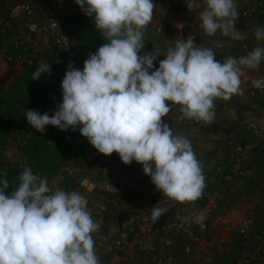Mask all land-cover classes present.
Instances as JSON below:
<instances>
[{
  "label": "clouds",
  "instance_id": "obj_1",
  "mask_svg": "<svg viewBox=\"0 0 264 264\" xmlns=\"http://www.w3.org/2000/svg\"><path fill=\"white\" fill-rule=\"evenodd\" d=\"M202 2L199 18L208 36L219 32L232 40L244 38L236 30V0ZM74 3L85 16L94 18L106 42L85 60L82 70L68 66L57 110L52 115L28 110V124L41 133L47 126L64 132L79 127L99 153H117L125 165H142L144 174L169 200L197 201L205 188L202 164L191 141L174 134L163 118L173 105H179L184 118L212 122L214 101L243 94L245 70L260 66L264 47L220 62L212 47L199 46L189 36L176 40L154 68L161 55L154 51L140 55L154 0ZM184 3L190 12L198 7V0ZM176 27L182 30L184 24ZM254 35L264 41V26H258ZM50 72V64L41 61L32 80ZM252 84L264 90V78ZM19 181L8 194V181L0 179V264H100L93 237L100 225L88 209L86 196L75 190L53 191L46 178L27 166ZM165 211L152 206V219ZM204 218L205 212L200 211L195 222L202 223Z\"/></svg>",
  "mask_w": 264,
  "mask_h": 264
},
{
  "label": "rangeland",
  "instance_id": "obj_2",
  "mask_svg": "<svg viewBox=\"0 0 264 264\" xmlns=\"http://www.w3.org/2000/svg\"><path fill=\"white\" fill-rule=\"evenodd\" d=\"M1 2L0 83L4 88H10L23 75V62L27 59L26 56H23L22 60H17L15 64H10L7 61L8 53L6 51L8 47L16 44H20L24 51L29 52L31 58L57 48L64 58V61L75 68L83 69L80 60L75 62L72 61V55H79L81 53L78 38H69L66 33V29L69 27V17L78 7V5L74 3V0H44L42 4L41 2L38 4L40 5L39 8L33 7L28 10L24 8L12 9L9 2ZM46 3H48L47 6L42 8ZM154 4L155 7L153 11L157 12V17H160V21L154 20L153 16L152 21L147 26V29L150 30L151 33L150 36L153 37L148 40L150 43L155 42L158 44L155 53L161 55L155 62L154 68H157L159 66V61L164 59L162 55L167 52V49L175 46L176 40L182 38L187 39L189 36H192L194 42L199 46L212 47L216 52L215 59L220 62H223L227 57H233V49H244L242 45L251 40V42L257 45L264 42L255 39L254 33L256 28L253 27V21L255 19L258 20L264 15V0H236V7L239 12V16L236 20V30L243 32L244 37L239 41L232 40L230 37H222L219 32L215 36H208L204 32L199 18V12L204 7L202 0H198V7L194 8L191 12L188 10L184 0H154ZM256 4H259V7L262 9L261 14H256ZM172 5L179 8L178 12V8H171ZM262 20L264 22V19ZM158 23L163 24L164 28L156 31L155 26ZM178 23L184 24L182 30L177 29L176 25ZM260 26H264V24ZM64 39H66L67 43H65ZM146 41L147 40L144 39L143 43H146ZM218 44L219 46H217ZM144 45L146 46L147 44ZM245 72L246 78L242 77L241 84L243 94L233 95L228 101L216 99L214 101L215 117L212 122L205 123L203 121L184 118L180 112L179 105H173L169 115L163 118L164 122L172 127L174 134H184V137L191 141L193 150L200 163L208 166V172H203L205 177L208 175H217V171L219 169L221 172L224 171L222 168L226 166L225 169L230 171V175L225 179L232 176L230 182L236 189L245 182H251V184H253L254 182L264 180V167H260V165L257 164V161H264V90L257 89L252 84V80L264 78V60H262L257 69H246ZM64 76L65 75H61L57 81L56 87L49 90L47 97L50 104L57 100H62L61 82ZM215 128L218 129L214 131ZM219 131L222 132V134H218ZM205 136L208 139H204ZM217 137L222 139V141L225 139L218 147L228 153V158H224L225 154L218 156L220 150L218 152L210 151L208 154L207 145H215V141L212 140ZM13 138L14 135H11L9 138L10 144L7 147L6 156L12 162L19 161L23 163L24 158L20 144L16 141L18 139L14 140ZM242 144L245 145L244 148H247L248 152L245 153L244 150L231 151L228 148V145L234 146ZM251 150L253 152H251ZM259 154L263 156L258 157ZM101 155L102 154L92 146V150L90 152L88 151L85 156L86 165L83 168L74 167V160L72 159L59 171L55 179L49 183L53 191H55L56 189L64 190L63 182L65 179L74 180L77 185L84 182V186L80 185L78 191L88 199V209L94 220L105 217L107 214L106 209L110 204V198L107 200V196L103 195L105 193L104 190L98 188L96 190L98 191V194L95 195L96 197L89 196L90 192L87 187V182H104L105 178H108V176L101 172H96L92 175L93 178H96L84 181V178L89 174V171L86 172V170L90 167H101L104 164H108L107 167L110 165L119 168L128 166L116 156H114L115 158L110 156V158H103ZM133 164H136V167L140 165L136 162H133ZM258 168L262 169V176L257 175L259 173L257 171ZM139 170L140 169H136L135 172H131L135 179H137L136 175H139V173H136ZM97 177L99 179H97ZM228 190L230 189H227V192ZM242 203H244L242 206L248 209L255 204L252 203L249 195L243 197ZM248 217H250V214L247 212V214L243 216V220L248 219ZM241 230L243 232L242 238H235L234 241H238L236 243L237 248L238 245H241L243 248L248 247L247 252L239 255L237 250L233 253L232 251L227 252L218 257L217 261L219 264H231L230 260L232 257L238 259L237 261L243 262L245 258L253 257V252H250L249 249L258 244H262L261 241L255 242L256 240L254 238L252 241H249L248 239L250 237H244V235L250 233L249 224L247 228L245 225ZM225 244L229 245L227 240ZM262 246H264V244H262ZM229 249L228 247V249L224 251H229ZM238 249H240V247ZM97 253L100 264H108L107 256L109 257V255H106V251ZM263 256L264 255H259L258 257L261 259Z\"/></svg>",
  "mask_w": 264,
  "mask_h": 264
},
{
  "label": "crops",
  "instance_id": "obj_3",
  "mask_svg": "<svg viewBox=\"0 0 264 264\" xmlns=\"http://www.w3.org/2000/svg\"><path fill=\"white\" fill-rule=\"evenodd\" d=\"M1 1L9 2L12 9L24 8L26 10L33 7L39 8L38 4L44 2V0H0V4ZM217 129L215 128L214 131ZM220 133L222 134L219 131L218 134ZM204 139L208 138L205 136ZM212 141H215L216 146L207 145L208 154L210 151L220 150L218 156L225 154L224 158H228V153L218 147L225 139L222 141L217 137ZM244 146L243 144L228 145V148L231 151L244 150L246 153L248 151ZM101 156L109 157L103 154ZM114 156L120 159L117 153H113L110 157ZM262 156L259 154L258 157ZM107 166L108 164L101 167H90L86 170L89 174L84 181L96 178L92 176L96 172L108 176L104 182H87L89 196L96 197L98 188L104 190L103 195L107 196V200L110 198V204L106 209L107 214L96 220L100 226L99 230L93 234L96 251L101 253L106 251V255H109L107 256L108 264H219L218 257L227 252L232 251L233 253L237 250L238 255L247 252L248 247L243 248L238 245V248L240 247L238 249L236 244L238 241L234 240L242 238L241 229L245 225L247 228L248 224L250 233L244 237H250L249 241L254 238L255 242L261 241L264 244V180L253 184L245 182L236 189L230 182L232 176L222 179L220 169L217 175L206 176L202 196L220 186H225L230 190L226 191L228 194L225 193L222 196L219 209L207 233L200 241H193L192 234L197 227L195 217L199 213L202 196L194 202L180 203L169 200L152 184L150 177L144 174L142 165L136 167V164L132 163L121 168L113 167V165ZM225 168L226 166H223L222 170ZM136 169H140L136 172L139 173L136 175L137 179L131 174ZM202 169L203 172H208L207 165L202 164ZM257 171L259 172L257 175L262 176V169L258 168ZM84 184L82 182L80 185L84 186ZM248 195L252 203H255L249 209L242 206L243 197ZM154 205L166 208L164 214L156 220L151 217V207ZM247 212L250 217L243 220ZM226 240L229 245L225 244ZM262 244L249 249L253 252V257L245 258L244 261L258 260L260 264H264V256L261 259L258 257L264 255ZM228 247L229 251H224ZM244 261H238V263L243 264Z\"/></svg>",
  "mask_w": 264,
  "mask_h": 264
},
{
  "label": "trees",
  "instance_id": "obj_4",
  "mask_svg": "<svg viewBox=\"0 0 264 264\" xmlns=\"http://www.w3.org/2000/svg\"><path fill=\"white\" fill-rule=\"evenodd\" d=\"M171 8L177 9L178 7L172 5ZM178 10L179 8L177 12ZM255 10L257 15L262 13L259 4L255 5ZM153 16L154 20L160 21L156 11H153ZM262 19H264V15L258 20L255 19L253 27L257 28L264 24ZM163 28L164 25L161 23L155 26L156 31ZM144 31V39L147 40L144 44L147 45L141 50L140 55L156 52L158 48L157 43L154 41V43H150L148 40L153 38L150 36V30L146 27ZM66 33L69 38H78L81 53L72 55V61L80 60L82 68L85 60L106 42L96 28L94 18L85 16L79 6L69 17V27L66 29ZM251 41L242 45L244 49H233V57L244 56L257 46L264 47V42L257 45ZM6 52L8 53L7 61L10 64L22 60L23 56L27 57L23 62V75L14 85L6 89L0 83V174H3L0 175V179L8 181L7 192L11 194L18 186L19 177L26 166L32 170L33 174L46 178L48 183H51L59 171L72 159L74 160V167L83 168L86 165L85 156L88 151L92 150V145L87 138L80 134L79 127L75 130L70 128L64 132L59 128L47 126L45 132L41 133L32 128L25 118V112L28 110L52 115L57 110V105L62 102V100H57L50 104L47 97L49 90L56 87L59 77L65 75L69 66L59 50L57 48L52 49V51L31 58L29 52L24 51L20 44H16L8 47ZM41 61L50 64L51 72L42 75L38 80H32V74L40 66ZM11 135H14V140L18 139L16 141L20 144L23 152V163L12 162L6 156ZM257 164L264 167V161H257ZM63 187L65 191H78L80 189V185L71 179H65ZM237 260L232 257L231 264H239ZM246 261L243 264H260L258 260L247 259Z\"/></svg>",
  "mask_w": 264,
  "mask_h": 264
},
{
  "label": "built area",
  "instance_id": "obj_5",
  "mask_svg": "<svg viewBox=\"0 0 264 264\" xmlns=\"http://www.w3.org/2000/svg\"><path fill=\"white\" fill-rule=\"evenodd\" d=\"M227 188L220 186L216 189L208 191L201 198L200 211L205 212V218L202 223H197L195 232L192 234L193 241H200L207 233L210 223L219 209L222 196L226 193Z\"/></svg>",
  "mask_w": 264,
  "mask_h": 264
},
{
  "label": "water",
  "instance_id": "obj_6",
  "mask_svg": "<svg viewBox=\"0 0 264 264\" xmlns=\"http://www.w3.org/2000/svg\"><path fill=\"white\" fill-rule=\"evenodd\" d=\"M65 43H67L66 39H64ZM230 175V171L228 169H225L224 171H222L221 173V178L225 179Z\"/></svg>",
  "mask_w": 264,
  "mask_h": 264
}]
</instances>
